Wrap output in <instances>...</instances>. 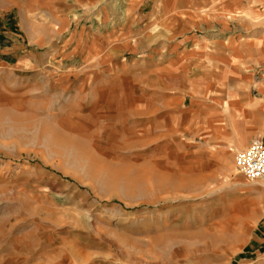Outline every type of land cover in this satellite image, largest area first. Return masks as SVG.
<instances>
[{"label":"rangeland","instance_id":"rangeland-1","mask_svg":"<svg viewBox=\"0 0 264 264\" xmlns=\"http://www.w3.org/2000/svg\"><path fill=\"white\" fill-rule=\"evenodd\" d=\"M224 1L1 12L0 264H264V185L234 165L262 77L204 41Z\"/></svg>","mask_w":264,"mask_h":264},{"label":"crops","instance_id":"crops-1","mask_svg":"<svg viewBox=\"0 0 264 264\" xmlns=\"http://www.w3.org/2000/svg\"><path fill=\"white\" fill-rule=\"evenodd\" d=\"M96 3L97 0H0V14L3 11L15 10L17 19L21 23L40 22L38 24H44V27H40L41 29L51 28L52 30L54 27H58L57 23H59L58 25L63 23L67 29L73 15L75 16L79 12L84 13L81 9H90ZM157 8L158 13H160V10L162 15L165 13L162 7L158 6ZM221 8L224 11L222 17H220L221 14L207 16L206 20L210 23V30L207 31L204 41L207 45L213 47L212 56L216 60L229 61L230 56L237 59L240 64L238 71L240 75L245 76V83L250 80L251 74L249 72L251 71L262 77L258 87L260 96L250 98L249 103L255 109L257 108L260 116L263 115L264 117V112H262V109L264 110V17H261L264 14L261 11V9H264V0H225ZM174 13V18L179 20L181 15H178L176 11ZM151 14L152 12H149L142 18V28L150 24ZM35 15H38L41 20L34 19ZM229 15L232 17H229ZM134 19L126 18V24L134 22ZM160 19L161 17H159ZM196 19L193 16L190 17L191 29H195ZM129 28L132 29V27ZM29 40L31 43L28 45L32 46L53 45L54 43L52 38H47L45 41L37 38H30ZM132 40L130 39L127 43L132 42ZM197 40L194 39V41ZM228 64L230 66L229 62ZM232 70L230 68L231 72ZM255 76L253 75L252 78ZM260 136V139L264 141V121ZM253 139L255 138L247 140L244 149L250 145ZM258 190L254 188L252 191L257 192Z\"/></svg>","mask_w":264,"mask_h":264},{"label":"built area","instance_id":"built-area-1","mask_svg":"<svg viewBox=\"0 0 264 264\" xmlns=\"http://www.w3.org/2000/svg\"><path fill=\"white\" fill-rule=\"evenodd\" d=\"M234 165L245 179L264 185V141L253 139L246 149L236 154Z\"/></svg>","mask_w":264,"mask_h":264},{"label":"bare ground","instance_id":"bare-ground-1","mask_svg":"<svg viewBox=\"0 0 264 264\" xmlns=\"http://www.w3.org/2000/svg\"><path fill=\"white\" fill-rule=\"evenodd\" d=\"M59 141H60V140H59ZM61 141L63 142L64 146H66V145H65L66 142H65L64 140H61ZM64 146H63V147H64ZM78 158H79V157H76L75 160H78Z\"/></svg>","mask_w":264,"mask_h":264}]
</instances>
